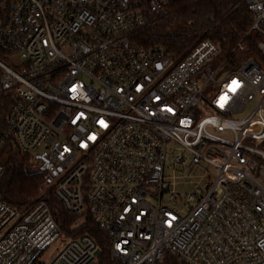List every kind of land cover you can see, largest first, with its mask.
I'll return each instance as SVG.
<instances>
[{"label":"built area","instance_id":"1","mask_svg":"<svg viewBox=\"0 0 264 264\" xmlns=\"http://www.w3.org/2000/svg\"><path fill=\"white\" fill-rule=\"evenodd\" d=\"M175 1L0 0V154L10 139L48 187L22 214L0 194V264L58 241L49 264L97 259L91 237H63L50 196L106 231L118 264H264V0H245L259 58L241 65L209 38L180 59L136 45ZM172 165L203 174L182 208Z\"/></svg>","mask_w":264,"mask_h":264},{"label":"trees","instance_id":"2","mask_svg":"<svg viewBox=\"0 0 264 264\" xmlns=\"http://www.w3.org/2000/svg\"><path fill=\"white\" fill-rule=\"evenodd\" d=\"M251 26L252 15L245 0H177L168 7L166 14L152 17L148 26L136 31L132 40L144 48L164 47L171 56L180 59L201 39L209 38L220 45L224 58L235 62L241 56L238 52L240 42L247 46L246 53L256 52V37L247 36ZM5 116L3 111L1 125L5 123ZM0 161L5 167L0 181L2 199L22 214L42 196L43 175L34 169L30 156L15 148L10 139L1 151ZM48 202L65 239L89 236L100 250L96 259L98 264H118L112 258V240L106 231L91 219L76 227L77 216L69 214L52 196ZM158 264L184 263L166 255Z\"/></svg>","mask_w":264,"mask_h":264},{"label":"rangeland","instance_id":"3","mask_svg":"<svg viewBox=\"0 0 264 264\" xmlns=\"http://www.w3.org/2000/svg\"><path fill=\"white\" fill-rule=\"evenodd\" d=\"M254 36V35H253ZM247 50L244 52L238 51L241 56H238L236 60L238 61L239 65L244 64L247 60L251 58L258 59L259 56L255 52L254 54H248L246 53ZM244 53V54H243ZM233 71V68L223 71V73L219 74L217 76V80L221 81L223 80L229 73ZM219 85L215 84L212 85L211 89H208L206 92L210 93L211 96L215 95V93L218 91ZM4 106H7V103H5ZM175 148H178V146L174 145ZM34 164V169L38 171L39 167L37 164ZM200 175L202 174V171L199 169H195L193 171V167H189V170L183 171V169L179 168L176 165L167 166L166 168V182L168 183H174L178 182L177 185H171L170 190L174 191L177 195V200L181 199L182 201L179 204V207H185V202L191 197V193L196 190L197 186L204 187V185H200ZM186 176L187 178H184ZM176 178V179H175ZM48 187L44 188V191H47ZM171 195L165 194V199H169ZM188 209H186V212ZM64 244L61 241H58L55 243L52 247H50L40 258L38 264H49L51 263L58 255L59 251L63 248ZM92 264H98V261L95 260Z\"/></svg>","mask_w":264,"mask_h":264}]
</instances>
